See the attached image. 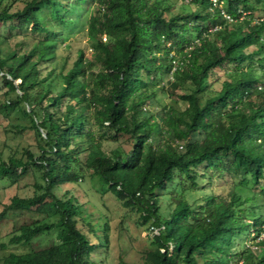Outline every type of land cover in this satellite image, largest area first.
<instances>
[{
    "label": "trees",
    "instance_id": "obj_1",
    "mask_svg": "<svg viewBox=\"0 0 264 264\" xmlns=\"http://www.w3.org/2000/svg\"><path fill=\"white\" fill-rule=\"evenodd\" d=\"M173 2L23 0L10 10L0 0L1 40L29 27L13 47L0 50V81L14 94L0 107L22 104L37 148L0 154V181L16 183L29 170L34 177L31 194H12L0 219L7 211L45 206L55 216L14 224L8 237L13 244L56 228L51 243L10 251L0 264H97L92 254L99 242L88 235L93 224L77 225L79 203L72 193L87 170L149 224L145 264H264V238L251 246L237 240L247 231L256 238L264 219L252 204L240 206L264 194V20L258 19L264 4L180 0L184 10L170 13ZM260 3L263 12L253 15ZM43 6L46 18L38 14ZM84 6L92 54L78 49L64 71L41 75L38 65L53 56L58 38L49 23L65 27ZM211 75L217 89L204 82ZM205 89L213 93L203 97ZM156 90L185 104L147 110ZM118 133L128 135L127 150L101 148V140H115ZM198 173L225 178L251 194L241 199L233 190L211 192L190 202L185 192L194 189ZM62 184L70 189L58 193ZM163 191L172 207L160 215ZM245 212L254 214L249 223ZM100 228L106 243L107 223Z\"/></svg>",
    "mask_w": 264,
    "mask_h": 264
},
{
    "label": "rangeland",
    "instance_id": "obj_2",
    "mask_svg": "<svg viewBox=\"0 0 264 264\" xmlns=\"http://www.w3.org/2000/svg\"><path fill=\"white\" fill-rule=\"evenodd\" d=\"M185 1V0H183ZM168 2V0H167ZM23 0H1V5H7L12 10L22 6ZM180 0H174L173 7L170 13L184 10L183 6L179 5ZM220 4V3H218ZM261 3L258 8L253 11V15L261 14L263 11ZM260 7V8H259ZM167 13V12H166ZM39 16L46 18L49 16V11L46 7L40 8L38 11ZM78 16L75 20L67 26H51L49 28L58 29V38L55 44L54 53L51 58L39 63L40 74H57V71L65 70L70 66L71 61L75 58L78 49H82L84 56H90L91 47L94 42V37L86 32L87 19L89 8L87 6L81 7L78 10ZM256 17V16H254ZM253 21H251L252 23ZM23 29L22 34L27 33L29 30ZM0 32H2L0 30ZM19 35H7L5 40L0 39V50L6 52L9 48L13 47L15 41L22 37ZM104 39V38H102ZM248 49L250 47H247ZM223 73H219L218 77L221 79ZM215 77V76H214ZM168 77H163L162 82L165 83ZM56 84H60V77L54 76ZM206 84H210L211 88L217 89L219 81L213 80L212 75L206 77L204 80ZM177 92H180L178 89ZM213 93L208 89L202 92V96ZM14 94L7 91L6 87L0 81V103L5 99L13 98ZM148 104L145 105L146 109L156 110L163 103H170L173 105L183 106L184 102L174 101V95L166 94L160 90H156L153 97L148 99ZM94 128V126H92ZM110 132H112L110 130ZM78 139V137H76ZM35 135L33 130L29 127L28 117L22 113V104L9 103L5 107H0V154L6 155L9 151H14L16 155L22 152V149L29 146L31 149L36 150ZM130 139L126 133H118L115 140L103 139L101 140V148L109 152L112 148L117 147L124 151L129 148ZM197 171L201 167L196 168ZM87 174L82 179L79 185L72 186V193L77 198L79 203V216L81 219L77 220L79 227L83 226V221H90L93 224L94 233H88L93 241H98L99 246L92 254L93 260L97 264H121V261L145 264V252L152 246L150 244L152 231L149 229L147 222H141L138 211L124 206L121 200L118 199L111 191L104 189L103 184L95 175H89L90 170L86 171ZM33 173L27 171L22 175L16 183L7 184L6 181H0V207L3 203L9 201L12 194L19 196H28L31 194V182L33 180ZM192 190L185 192V197L190 202H198L201 197L208 193H225L226 191H235L239 193L240 198L243 199L245 195L251 194V191L246 187H233L225 178L212 177L210 180L206 176L196 174L195 184ZM65 189H70L68 185H60L57 189L58 193L63 192ZM252 204L253 212H259L264 215V194L256 193L255 198L252 200H245L240 206H248ZM172 203L168 195L163 191L160 193L159 212L160 215H165ZM51 209L47 206L41 208L39 211H32L27 209L7 211L6 215L0 219V256L10 251L22 252L28 248H39L51 243L56 238V228L49 229L45 233H41L33 237L28 244L10 243L8 237L12 232L14 224L28 222L33 218L44 220H54L55 216L50 214ZM245 222H251L254 214L245 212ZM107 223V241H103L101 236L100 226ZM250 230V227H248ZM83 229V228H82ZM250 232L242 233V236L237 240H241L243 244L250 246L256 244L258 238H252ZM105 243V244H104ZM257 250V249H256Z\"/></svg>",
    "mask_w": 264,
    "mask_h": 264
},
{
    "label": "built area",
    "instance_id": "obj_3",
    "mask_svg": "<svg viewBox=\"0 0 264 264\" xmlns=\"http://www.w3.org/2000/svg\"><path fill=\"white\" fill-rule=\"evenodd\" d=\"M225 16H227L226 14H224ZM104 38V37H103ZM173 63H175V60H172ZM182 145L178 144V147L180 148ZM256 238L260 239V238H264V219L263 222L261 224V231L259 232V234L256 236Z\"/></svg>",
    "mask_w": 264,
    "mask_h": 264
},
{
    "label": "clouds",
    "instance_id": "obj_4",
    "mask_svg": "<svg viewBox=\"0 0 264 264\" xmlns=\"http://www.w3.org/2000/svg\"><path fill=\"white\" fill-rule=\"evenodd\" d=\"M261 1H262V3L264 4V0H261ZM219 3H220V4H218V5H221V4H222V1H220ZM226 17L228 18V15H227ZM258 19H259V20H261V19L264 20V17L260 16Z\"/></svg>",
    "mask_w": 264,
    "mask_h": 264
}]
</instances>
